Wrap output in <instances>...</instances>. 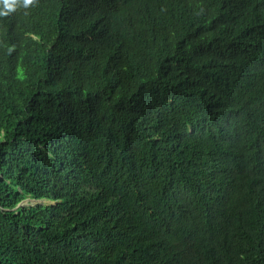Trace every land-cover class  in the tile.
I'll use <instances>...</instances> for the list:
<instances>
[{
  "label": "trees",
  "instance_id": "1",
  "mask_svg": "<svg viewBox=\"0 0 264 264\" xmlns=\"http://www.w3.org/2000/svg\"><path fill=\"white\" fill-rule=\"evenodd\" d=\"M0 264H264V0L0 16Z\"/></svg>",
  "mask_w": 264,
  "mask_h": 264
},
{
  "label": "clouds",
  "instance_id": "2",
  "mask_svg": "<svg viewBox=\"0 0 264 264\" xmlns=\"http://www.w3.org/2000/svg\"><path fill=\"white\" fill-rule=\"evenodd\" d=\"M37 0H0V16H7L9 13L16 11L18 6L28 8L34 5Z\"/></svg>",
  "mask_w": 264,
  "mask_h": 264
},
{
  "label": "water",
  "instance_id": "3",
  "mask_svg": "<svg viewBox=\"0 0 264 264\" xmlns=\"http://www.w3.org/2000/svg\"><path fill=\"white\" fill-rule=\"evenodd\" d=\"M33 201V200H32Z\"/></svg>",
  "mask_w": 264,
  "mask_h": 264
}]
</instances>
